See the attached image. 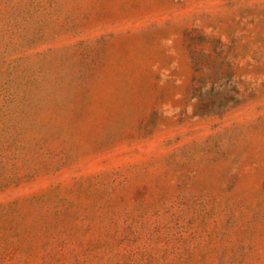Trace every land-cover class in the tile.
Returning a JSON list of instances; mask_svg holds the SVG:
<instances>
[{
	"label": "rangeland",
	"instance_id": "obj_1",
	"mask_svg": "<svg viewBox=\"0 0 264 264\" xmlns=\"http://www.w3.org/2000/svg\"><path fill=\"white\" fill-rule=\"evenodd\" d=\"M0 264H264V0H0Z\"/></svg>",
	"mask_w": 264,
	"mask_h": 264
}]
</instances>
